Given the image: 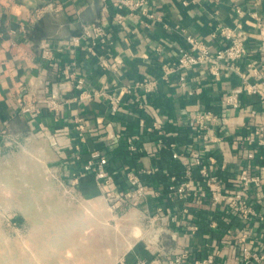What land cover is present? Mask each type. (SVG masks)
Here are the masks:
<instances>
[{"label": "crops", "instance_id": "0c3cea01", "mask_svg": "<svg viewBox=\"0 0 264 264\" xmlns=\"http://www.w3.org/2000/svg\"><path fill=\"white\" fill-rule=\"evenodd\" d=\"M148 10L155 18L100 0H0V155L10 146L24 142L34 147L42 139L55 151L57 172L69 183L82 173L90 154L99 151L108 158L114 193L128 189V172L139 173L149 195L137 207L125 203L117 210L130 213L136 232L126 241L119 264H207L211 253H216L213 264H245V247L264 253V148L250 164V175L260 177L261 184L248 190L254 210L249 216L210 201L170 203L166 190L172 177H182L189 168L195 183L202 181L194 153L222 179H237L248 165L245 147L236 139L246 126L263 121L264 106L259 95L249 93L242 95L238 109L225 107L223 100L249 84H262L264 92V0H149ZM94 24L105 28L107 38L92 49L80 37L84 27ZM237 24L246 33V55L234 70L226 63L215 78L206 65L197 66L188 72L186 88L178 75L162 81L163 66L189 48L187 35L215 55L224 46L212 36L215 28ZM74 38H80L78 44ZM44 50L52 59L43 57ZM149 79L159 80L156 92L135 89ZM78 80L82 90L76 89ZM196 88L200 92L189 95ZM110 96L121 100L116 114ZM51 101L57 102L56 110L49 109ZM23 107L39 113H23ZM206 114L211 119L201 133L198 121ZM128 141H136V154L127 150ZM77 183L85 199H104L107 188L93 175ZM153 216L156 225L140 224Z\"/></svg>", "mask_w": 264, "mask_h": 264}, {"label": "rangeland", "instance_id": "374dc122", "mask_svg": "<svg viewBox=\"0 0 264 264\" xmlns=\"http://www.w3.org/2000/svg\"><path fill=\"white\" fill-rule=\"evenodd\" d=\"M32 145L0 155V264H119L136 234L130 213L117 211L126 204L115 207L108 193L80 196L76 179L65 182L57 172L55 151L42 139ZM154 217L139 222L156 225Z\"/></svg>", "mask_w": 264, "mask_h": 264}, {"label": "built area", "instance_id": "2783aa9c", "mask_svg": "<svg viewBox=\"0 0 264 264\" xmlns=\"http://www.w3.org/2000/svg\"><path fill=\"white\" fill-rule=\"evenodd\" d=\"M102 3L112 5L117 10H128L131 14L139 12L141 16L148 19L155 18L154 15L149 13L148 4L149 0H100ZM119 20L122 17L118 16ZM261 28L264 29V21H261ZM214 38H220L224 43L223 48L215 55H212L209 49L199 40L191 35L185 37L189 48H183L180 50L178 59L170 64L163 66L162 69V81L168 82L173 75L179 76L180 85L185 87L188 84L187 75L193 68L206 65L208 72L215 78L221 77V68L226 63L231 64V69L234 70L236 62L241 60L246 55L245 36L246 33L241 24H237L234 27L226 25H218L212 33ZM80 38H85L91 42V48H97L98 46L106 43L107 33L102 25H88L83 28V32ZM80 38H74L75 44L79 43ZM262 49L264 53V38L262 43ZM43 57L45 59H52L51 52L49 50L43 51ZM105 66V65H104ZM106 67V66H105ZM253 73L256 77H261L257 69H253ZM245 78V76H244ZM260 83L246 85L245 87H238L228 94L224 100L223 105L232 109H238L241 104V97L244 93L251 95H259L261 103L264 106V92L261 90ZM159 87V80H144L135 86V89L142 90L146 94H152L156 92ZM84 83L82 80H78L76 83V89L82 90ZM133 89H124L126 94L132 93ZM199 93L200 89L188 90L189 95ZM110 107L113 114H116L121 106V100L119 98L109 97ZM49 109L56 110L58 107L57 102L51 101L48 105ZM23 113L38 114L37 109H31L28 107L22 108ZM210 115H202L198 124L200 126L201 133L205 130V121L210 120ZM0 135H4V131L0 130ZM204 139H208L206 136ZM127 150L136 154L138 152L136 141H128ZM236 144L244 148L243 159L248 163L246 166L241 167L238 178H220L216 175H212L213 168L205 164L204 159L198 154L192 155L197 168H199V175L202 178L200 183H195L193 179V170L189 168L185 171L182 177H172L171 183L166 190V196L171 203L176 199L184 200L186 203H202L204 201H210L214 206L224 205L229 210L238 213L242 216L251 215L254 210L250 207L248 199V190L250 185L259 186L261 184L260 177H252L249 173L251 162L257 157L259 150L264 148V119L258 125L246 126L245 134L239 135L236 139ZM174 158H179L178 154L173 155ZM108 158L99 151H94L90 154L88 160L85 162L83 171L75 176L76 183L81 177L87 175H93L94 179L107 188L106 193L108 196H115L119 201L115 204V207L122 206L125 203H129L131 206H139L147 196L149 195L148 188L142 182L140 174L136 172H128V189L125 191H119L117 193L112 192L109 187L112 182V175L107 170ZM149 174L151 172H143ZM105 193V194H106ZM187 210H184L186 213ZM167 217L164 218L166 221ZM216 223H212L214 227ZM216 258V253H211L205 260L207 264H213ZM243 258L245 264H258L264 260V253L259 254L252 251L250 248L245 247L243 249ZM146 264V263H143Z\"/></svg>", "mask_w": 264, "mask_h": 264}]
</instances>
